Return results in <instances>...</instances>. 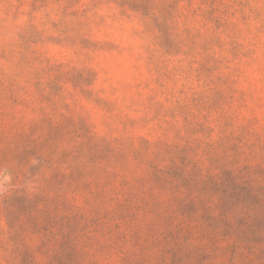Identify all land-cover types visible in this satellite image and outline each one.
<instances>
[{
	"label": "clouds",
	"instance_id": "1",
	"mask_svg": "<svg viewBox=\"0 0 264 264\" xmlns=\"http://www.w3.org/2000/svg\"><path fill=\"white\" fill-rule=\"evenodd\" d=\"M0 264H264V0H0Z\"/></svg>",
	"mask_w": 264,
	"mask_h": 264
}]
</instances>
